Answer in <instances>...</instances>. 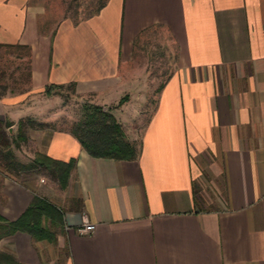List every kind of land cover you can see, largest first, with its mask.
Instances as JSON below:
<instances>
[{
    "label": "crops",
    "instance_id": "obj_1",
    "mask_svg": "<svg viewBox=\"0 0 264 264\" xmlns=\"http://www.w3.org/2000/svg\"><path fill=\"white\" fill-rule=\"evenodd\" d=\"M101 2L43 31L33 0H0V41L31 47L30 85L0 96V118L51 122L45 84L72 82L136 146L92 155L69 127L29 126L24 140L75 163L45 196L60 209L53 236L15 230L0 251L26 264H264V0ZM150 41L162 67L147 62ZM137 106H151L139 132L126 126ZM5 172L0 214L13 219L39 193ZM83 219L93 231H77Z\"/></svg>",
    "mask_w": 264,
    "mask_h": 264
},
{
    "label": "trees",
    "instance_id": "obj_2",
    "mask_svg": "<svg viewBox=\"0 0 264 264\" xmlns=\"http://www.w3.org/2000/svg\"><path fill=\"white\" fill-rule=\"evenodd\" d=\"M101 1L96 9L101 5ZM5 52L13 53L19 58V62H24V69L19 73L23 74L25 85L16 87L10 85L7 79L0 75V96L8 91H22L30 85V55L31 47L26 42H5L0 41V57ZM2 68L0 67V74ZM2 78V79H1ZM17 81L13 78V82ZM63 83L48 82L44 86V92L50 93L53 88ZM72 88V82H69ZM123 98L120 97L119 102ZM13 123L11 119L0 118V162L6 167L7 171L16 174L20 169L31 166L44 167L51 175L55 176L59 183L64 186L67 182L70 168L75 163V156L67 159L51 157L46 153L40 152L31 162H22L15 157L12 143L19 144V140L26 138V125L40 127L46 125V121L36 120L30 116L20 117L16 122V132L8 127ZM72 133L77 137L82 147L92 155L112 156L117 158H130L136 154V146L131 140L122 125L109 107L94 102H85L84 110L79 118L69 126ZM60 217V209L55 203L45 196L34 194L29 204L15 218L8 219L0 214V236L11 233L15 230H26L36 238L53 236L51 224L56 223ZM45 220H48L45 222ZM0 257L4 264H9L13 258L6 251H0Z\"/></svg>",
    "mask_w": 264,
    "mask_h": 264
},
{
    "label": "rangeland",
    "instance_id": "obj_3",
    "mask_svg": "<svg viewBox=\"0 0 264 264\" xmlns=\"http://www.w3.org/2000/svg\"><path fill=\"white\" fill-rule=\"evenodd\" d=\"M101 0H33L34 5H37L38 10V21L40 28H43V31L53 28L60 20L64 18H69L72 21H75L87 14H89L100 2ZM154 40V38H153ZM146 45V54L150 52L149 57H147V62L151 66L162 67L167 58H165L166 52L160 54L164 51V46L162 48L154 46V41H150ZM167 47H165L166 49ZM150 50V51H149ZM19 58H16L13 53L5 52L2 57H0V67L2 68V73L0 74L2 78H6L10 85H15L16 87L20 85H25V79L23 74L19 72L24 69V62H19V67H16L18 64ZM159 69V68H157ZM165 74L156 75L154 77V85L160 79L164 78ZM1 78V79H2ZM13 78H16L17 81L13 82ZM8 91V90H7ZM18 91V90H17ZM53 92L56 94L57 102L50 104L48 108L49 112L55 113L52 114L53 117L50 118L51 122H46L47 124L59 127H69L74 120L80 117L84 110V103L88 102L76 95L68 82L63 83L59 86L54 87ZM6 93V92H5ZM151 106H137L134 108L135 112H138V119L136 122L130 121L127 122L129 130H134L139 132L140 124L143 122L144 118L147 116ZM135 116V115H134ZM12 132H16V124L11 125ZM125 126V127H126ZM124 127V126H123ZM38 128V127H35ZM29 125H26L25 132L28 134ZM33 131V130H32ZM12 149L15 153V157L22 162H31L34 156L38 155L37 144L33 138L26 140H19V144H11ZM0 178L6 174L7 167L0 162ZM6 167V169H4ZM8 170V169H7ZM17 180L22 181V183H31L36 187L34 188L35 192L56 199V195L61 192L62 187L59 185L58 179L51 175L44 167L31 166L30 168L22 169L18 171V174H14ZM5 250H8L5 245H1ZM2 248V249H3ZM10 251V250H8ZM3 261V260H1ZM4 264V263H2ZM9 264H26L20 260L11 261Z\"/></svg>",
    "mask_w": 264,
    "mask_h": 264
},
{
    "label": "built area",
    "instance_id": "obj_4",
    "mask_svg": "<svg viewBox=\"0 0 264 264\" xmlns=\"http://www.w3.org/2000/svg\"><path fill=\"white\" fill-rule=\"evenodd\" d=\"M75 228L80 233H87L93 231L95 228V223L88 219H83L81 222L75 225Z\"/></svg>",
    "mask_w": 264,
    "mask_h": 264
}]
</instances>
